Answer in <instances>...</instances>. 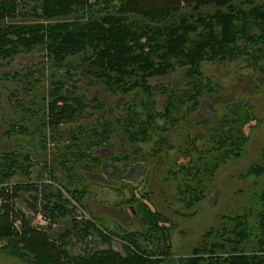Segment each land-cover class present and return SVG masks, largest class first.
<instances>
[{
  "label": "trees",
  "instance_id": "obj_1",
  "mask_svg": "<svg viewBox=\"0 0 264 264\" xmlns=\"http://www.w3.org/2000/svg\"><path fill=\"white\" fill-rule=\"evenodd\" d=\"M244 2L249 9L242 8V0L236 5L233 0H0V62L39 47L46 56L53 57L54 70L66 68L65 79L50 81L51 86L44 91L46 99L40 97L41 105L37 100L40 106L36 107L35 118L50 132L75 123L85 106L83 97L76 94L75 84L68 81L76 69L62 62L68 54L80 52L81 65L85 64L81 73L98 80L113 95L141 93L143 98L121 104L124 116L112 117L114 123H120L117 129L111 118L99 114L94 125L79 129L80 137L68 131L71 141L64 148L75 158L70 163L88 159L89 164H96L99 159L92 155L93 150L112 147V134L123 137L119 143L126 142L130 156L139 152L134 144L150 141L151 152L147 155L158 158L165 148H170L168 134L179 131L186 146L184 155L192 157V151L197 150L195 141L201 140L195 162L187 161L191 167L185 175L181 172L182 185L177 187L183 201L191 206L204 197V186L217 164L242 152L246 142L242 126L250 120L249 105L234 98L231 91L223 96L222 84L208 78L200 69L201 63L244 60L264 79V0ZM253 29L258 31L254 33ZM176 70L181 72L179 79L170 78L156 86L147 81L169 77ZM157 92L164 98L158 111L153 101ZM207 102L211 106L215 102L224 105L221 115L212 114L213 106L211 118L199 122L209 125L191 137L189 116ZM95 105L102 111L100 102ZM35 130L41 136L43 131ZM32 156L28 150L22 154L18 150L0 152V250L11 256L17 254L25 260L30 256L35 264H264V208L253 221L257 229L247 224V214L222 217L217 227L205 234L202 245L191 250L189 258L174 260L163 238L165 229L155 224L159 218L133 196L126 202H135L133 211L141 232H123L117 239L115 232L107 233L90 219L78 224L74 207L59 191L63 185L51 171V163L47 165V177L59 189L45 186L40 175L35 180L11 181L16 173L28 176ZM121 156L126 159L128 155ZM261 158L264 159V148ZM111 161L117 162L114 158ZM262 166L253 165L249 172L262 173ZM71 190L66 187L68 198L79 204L83 194L76 197ZM25 194L23 208L31 216L41 214L50 225L68 217L77 241L83 242L93 233L104 243L119 240L121 249L109 244L93 249L86 245L81 253L70 246L65 249L61 245H68L65 242L69 229L50 236L49 227L33 226L30 216L14 207L13 199ZM138 238L156 241L155 248L146 250Z\"/></svg>",
  "mask_w": 264,
  "mask_h": 264
},
{
  "label": "rangeland",
  "instance_id": "obj_2",
  "mask_svg": "<svg viewBox=\"0 0 264 264\" xmlns=\"http://www.w3.org/2000/svg\"><path fill=\"white\" fill-rule=\"evenodd\" d=\"M243 1L240 4L242 8L249 9ZM239 2L240 0H233L235 5ZM255 31L258 30H252L254 33ZM80 55V52L68 54L62 62L70 63L73 67H76L72 80L68 81L75 84L76 94L83 97L81 99L85 105L82 109L83 113L75 123L63 124L61 128L59 127L53 132L39 125L38 120L35 118L38 114L36 113V107L42 104L40 97L46 99L47 95H44V91L46 92L47 87L51 86L50 81L65 79L64 72L67 71L66 68L61 67L60 70H54L53 57L46 56L39 47H35L30 52L21 51L18 55H13L0 62V152L3 149L6 151L18 150L22 154V152L28 150L34 155L30 158L31 166L29 168L31 170L28 171V176H21L16 173L11 177V181L35 180L40 175V181L45 186L50 184L48 186L57 188L55 185L57 183H50L47 177V172L50 170L47 165L51 163V167H54L51 171L59 176L60 185H63H61V189H57H59L62 197H67L69 203L74 207L72 209L73 216L79 222L78 224L90 219L94 221L92 224L107 233L113 234L115 232L117 239L123 232H141V225L138 223L139 218L131 215L135 202L134 204L126 202V199L133 196L132 199L144 203L149 212L154 213L159 218L155 224L159 229H165L163 238L165 244L170 245L171 257L174 260H177L178 257L189 258L191 250L200 244L202 245L201 241L204 239L205 234L211 228H216L222 217L230 219L247 214V224L257 229L253 221L254 219L257 220V213L260 209L264 208V171L253 174L249 172V169L256 164L264 165V159L261 158L262 149L264 148V79L257 76V72L250 68L247 62L244 60H229L223 63H208L206 61L201 63L202 67L200 69L202 72L208 78L212 77L217 80L216 82L222 84L225 90L222 93L223 96L231 91L234 98L240 99L243 103L249 105L250 120L242 126V132L246 136L242 152L238 153L237 157H230L227 161L218 163L215 170H213L211 179L204 186V197L197 204L188 206L178 193L177 187L182 185V178L187 169L191 167L187 161L189 159L194 161L198 156L197 150H201V140L195 141L197 150L192 151V157L189 154L184 155L183 151L186 146L182 142L179 131L168 134L170 148H165L158 158L147 155V152H151L152 145L150 141L143 144H134V148L139 152L135 155L133 163L142 162L149 170V178L142 180V182L137 183V181H134L130 183L126 180H117L114 170H109L105 175L102 174L105 165L108 167L114 165L111 161L114 155L118 156L120 152L129 151L127 150V144L122 145L123 143H119V139L123 137L118 135L114 136L112 134L113 139L110 141L112 147H98L93 150L92 155L99 159L96 164L93 162L89 164L88 159H80L70 163L75 158L64 148L71 141V137L67 135L68 131L80 137L79 129L83 127L88 129L90 125H94L93 123L96 122L99 114L111 118L114 129H117V125H120V123H114L112 117L114 116L116 119L117 115L123 114L124 116L121 104L128 103L132 98H137L136 100L143 98L141 93L138 96L134 93L127 95L126 93H116V95L110 93L98 80L81 73L85 64L81 65L83 62L80 61ZM170 78H181L180 70L172 72L169 77L149 78L147 81L149 85L156 86L159 83H167ZM41 94L43 96H40ZM159 96L160 94L157 92L153 97V101H155L154 108L157 111L161 110L160 103L164 100ZM37 100L39 104H37ZM97 102L102 104V111L96 109L95 104ZM215 103L213 110V106L207 102L198 113L190 114L189 120L191 122L189 124H192L193 130L190 131L189 129L188 134L191 137L195 132H198L196 130H204V127L209 125H200L199 122L208 117L211 118L210 110H212L215 117L221 115L224 105ZM157 122L161 124L159 119ZM35 129L43 131L40 134L41 136H38L39 134ZM79 147L81 146L79 145ZM60 161L61 164L58 165ZM43 162L47 163L44 164ZM117 166L121 168L123 164L119 162ZM133 173L131 176H133ZM66 187L72 188L71 192H73L71 194L76 197L83 194L79 204L68 198L70 194L65 191ZM141 193L146 197L140 195ZM26 196L25 194L22 197L19 195V197L14 198V207L22 210L24 215L30 216L29 220L33 226H40L45 229L49 227L50 236H56L59 232L69 229L67 230L69 237L65 242H68V245L66 246L64 243L61 245H64L65 249L71 248L72 251L81 253L83 246L87 245L93 249L94 247L103 248L108 244L116 250L121 249L119 247L120 242L118 243L119 240L113 238L108 243H104L93 233L85 237L83 242L82 240L77 241L70 228L68 217L63 220H54L55 223L50 225L47 220L43 219L41 214L31 216L23 208L22 200ZM39 205L41 206V201L38 204V209H40ZM81 217L83 220H81ZM174 222L176 225H174ZM18 225L16 222L15 227L18 228ZM116 226L121 230L118 229L117 231ZM138 241L143 247L146 246V250L155 248L153 243L156 241L154 240L146 242L144 239L138 238ZM2 244L0 243V246ZM32 258L28 256L25 260L17 254L11 256L8 252L0 250V264H35Z\"/></svg>",
  "mask_w": 264,
  "mask_h": 264
},
{
  "label": "flooded vegetation",
  "instance_id": "obj_3",
  "mask_svg": "<svg viewBox=\"0 0 264 264\" xmlns=\"http://www.w3.org/2000/svg\"><path fill=\"white\" fill-rule=\"evenodd\" d=\"M122 145H126V142L123 141ZM127 150H128V148H127ZM125 151H123L122 153L120 152V155H118V156L114 155L113 158L115 160H117V162L113 161L112 164H114V165H110L109 167L107 165H105V168H103V170H102V174L105 175V173L108 172L109 170H114L115 175L117 177V180H119V179H121L123 181L126 180L130 183L134 182V181L135 182L137 181V183H138L139 181L142 182V180H147V178H149L148 177V172H149L148 167L144 166L142 162L141 163H139V162L133 163V161H135L136 156H132V158H131V156L129 155L130 150L126 151V152ZM125 153L128 156L126 159H122L121 155H124ZM145 157L146 156H144V159H145ZM119 162H121L123 164V166L121 168L117 166L119 164ZM137 166L140 168H138ZM133 171H134V173H133ZM132 173H133V176H131ZM140 195H143L144 197H146V195H144L143 193H141ZM133 214L136 216L134 211H133ZM133 214L131 213L132 216H134Z\"/></svg>",
  "mask_w": 264,
  "mask_h": 264
},
{
  "label": "water",
  "instance_id": "obj_4",
  "mask_svg": "<svg viewBox=\"0 0 264 264\" xmlns=\"http://www.w3.org/2000/svg\"><path fill=\"white\" fill-rule=\"evenodd\" d=\"M174 225H176V223L174 222ZM168 228V227H167Z\"/></svg>",
  "mask_w": 264,
  "mask_h": 264
}]
</instances>
